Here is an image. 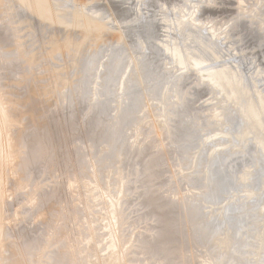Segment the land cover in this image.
Wrapping results in <instances>:
<instances>
[{"label": "bare ground", "instance_id": "1", "mask_svg": "<svg viewBox=\"0 0 264 264\" xmlns=\"http://www.w3.org/2000/svg\"><path fill=\"white\" fill-rule=\"evenodd\" d=\"M9 9L0 264H264V0H0V21ZM72 28L93 51L59 104L31 48Z\"/></svg>", "mask_w": 264, "mask_h": 264}, {"label": "rangeland", "instance_id": "2", "mask_svg": "<svg viewBox=\"0 0 264 264\" xmlns=\"http://www.w3.org/2000/svg\"><path fill=\"white\" fill-rule=\"evenodd\" d=\"M11 9H9L8 11L9 12H11L10 11ZM14 11V10H13ZM10 14H12V12L11 13H9V16H7V17H5L4 19H2L1 21H0V24H3L2 26H4V27H7V28H11V24H12V21L13 22H15L14 20H16L15 18H14V15L16 14V13H14V14H12L13 16H11ZM19 15H21L22 16V14H23V16L24 17H27L28 15H29V13L27 12V13H25V12H19L18 13ZM27 15V16H26ZM9 17V19H7ZM10 17H12V18H10ZM16 17V16H15ZM14 19V20H13ZM8 20V21H7ZM10 20V21H9ZM17 21V20H16ZM9 22V23H8ZM24 23H21L20 24V26H19V24H15L17 27H19L18 29L20 30L19 31V34H20V32H22V34L21 35H25L26 36V34H28L27 32H31L32 31V25H31V23H28V25L29 26H27V23H26V26H25V24L23 25ZM45 24V25H44ZM11 25V26H10ZM30 25H31V27H30ZM21 26H23V27H21ZM39 26H41V27H43V26H46V23L44 22V23H40L39 24ZM12 29V28H11ZM25 29H27V30H25ZM74 29V30H73ZM21 30H23V31H21ZM27 31V32H26ZM55 31V32H54ZM71 31H73L72 33H71ZM71 31H70V33L69 34H71V36L68 38V40H67V38H66V33L65 32H62V33H60L61 34V36H60V34H56V30L54 29H50V31H48L47 33H45L44 34V37H46L45 39L46 40H52L53 39V45H48L47 47H49L51 50V54L50 53H48L46 56H45V54H43L45 51H46V49H45V51L44 50H42V51H40V47L38 46V44H36L35 46H33V48H31L33 51H31L32 53H31V55H32V58L34 57V61H37V59H38V61L36 62V63H34V64H32L33 66V69H35V70H37L38 71V73L40 74V76H42V78L43 79H45V81H46V83H48L47 84V89L51 92V94H52V97H53V99H55V97H56V99L55 100H57L58 101V103L59 104H62V103H66V101L67 100H65L64 101V99H65V97H77L79 94H80V87L79 86H77L78 84H77V82H75L74 83V81L72 80V79H70L71 78V75H70V73H71V70H72V68H73V66H74V63L76 64L77 62H81L82 60V58H83V56L84 57H87V55L90 53L91 54V52L93 51V49H92V46H91V44H92V41L90 40V39H88V41L86 40V42H85V45L84 44H82V45H77L76 43H77V40H78V43H79V40H80V34H81V31H78V29H76L75 30V28H72L71 29ZM77 31V32H76ZM64 33H65V35H64ZM56 35V36H55ZM62 35H64L63 37H65L66 39L64 40V38L62 37ZM75 35H77V36H74ZM82 35V34H81ZM54 36V38H55V40H54V38H52ZM49 37H50V39H49ZM60 37V38H59ZM72 37V38H71ZM48 38V39H47ZM62 38V39H61ZM76 40H75V39ZM79 38V39H78ZM59 39H61V40H63L62 42H61V40H59ZM72 40V41H71ZM74 40V41H73ZM55 41V42H54ZM57 41H58V43H57ZM66 41V42H65ZM112 41V40H111ZM110 41V42H111ZM74 42V43H73ZM76 42V43H75ZM55 43H57L55 46H54V44ZM61 43V44H60ZM89 43V44H88ZM60 44V45H59ZM74 44H75V46H74ZM100 44V43H99ZM150 44V43H149ZM37 46V47H36ZM64 46H65V48H64ZM70 46V47H69ZM71 46H72V48H71ZM152 45L150 44L149 45V47H151ZM55 47V48H54ZM74 47V48H73ZM78 47L79 48H81L82 47V49H83V51H82V49H78ZM89 47H90V50H89ZM48 48V49H49ZM54 48V49H53ZM61 48V49H60ZM35 49V50H34ZM77 49H78V51H77ZM4 50H6V52L9 50V49H6V48H3V50L2 51H4ZM38 50V51H37ZM61 52H60V51ZM66 50V51H65ZM76 50V51H75ZM44 51V52H43ZM55 51H57L56 53H55ZM70 53H69V52ZM80 51H81V53H80ZM86 53H85V52ZM34 52V53H33ZM39 52H41V53H39ZM43 52V53H42ZM60 52V53H59ZM65 52V53H64ZM72 52V53H71ZM78 53L79 52V55L77 54H74V53ZM88 52V53H87ZM38 53V54H37ZM52 53H53V56H52ZM55 53V54H54ZM67 54H69V55H67ZM89 54V55H90ZM36 55V56H35ZM40 55V56H39ZM45 56L44 57V59H43V56ZM72 55H74V56H72ZM75 55H76V57H75ZM80 55H82V56H80ZM88 55V56H89ZM39 56V57H38ZM50 56V57H49ZM49 57V58H48ZM58 57V58H57ZM162 57L163 56H159V58H158V60H163L164 59V57H163V59H162ZM41 58V59H40ZM75 58V59H74ZM36 59V60H35ZM51 59V60H50ZM69 59V60H68ZM72 59V60H71ZM74 59V60H73ZM80 59V61H78ZM52 60H53V62H52ZM38 62H39V64H38ZM41 62V63H40ZM47 62V63H46ZM52 62V63H51ZM60 62V63H59ZM71 62V63H70ZM54 63V64H53ZM44 64V65H43ZM61 64V65H60ZM67 64V65H66ZM73 64V65H72ZM40 65V66H39ZM66 65V66H65ZM69 65V66H68ZM71 65H72V67H71ZM154 65H155V63H153V65H152V67H154ZM42 67V68H41ZM46 67H48L47 69H46ZM62 67V68H61ZM66 67V68H65ZM56 69V70H55ZM61 69V70H60ZM45 70H46V72H45ZM70 70V71H69ZM58 71H59V73H58ZM65 71V72H64ZM68 71H69V73H68ZM44 72V73H43ZM42 73V74H41ZM56 73H57V75H56ZM64 73V74H63ZM59 74V75H58ZM69 74V75H68ZM50 76V77H49ZM165 76H167V78L165 77ZM60 77V78H59ZM163 78H164V80L165 81H167V79H168V77H170V75H163L162 76ZM54 78H55V80H56V82H54L55 80H54ZM64 78H65V81L64 82H62L63 80H64ZM48 79V80H47ZM51 79V80H50ZM72 80V81H71ZM68 81V82H67ZM152 81V82H151ZM57 82H58V84H57ZM62 82V84L61 85H59L60 83ZM66 82V83H65ZM70 82V83H69ZM74 84H73V83ZM150 82H151V84H153L154 82H153V80H150ZM149 82V83H150ZM63 83H65V84H63ZM72 83V84H71ZM50 84V85H49ZM57 84V86H55ZM77 84V85H76ZM62 85H63V88H62ZM68 86V87H67ZM58 87V88H57ZM67 87V88H66ZM62 90H61V89ZM66 88V89H65ZM71 88V89H70ZM78 88V89H77ZM55 89V90H54ZM69 89H70V94H69ZM65 90H67V92L65 91ZM77 90V91H76ZM75 91V92H74ZM56 92V93H55ZM64 92V93H63ZM58 93V94H57ZM67 96H66V95ZM55 95V96H54ZM60 95H63V96H60ZM64 95H65V97H64ZM63 98V99H62ZM64 103V104H65ZM115 105V104H114ZM145 117V116H144ZM148 122V121H147ZM145 124H146V126H145V130H144V132L141 134V136L139 137V141L141 142V145H143V144H145V143H148V142H150L155 136H156V133H155V129H153L152 127H151V125H149V124H147L146 122H145ZM149 125V126H148ZM152 128V129H150V128ZM147 133H148V136H147ZM150 134H152V135H150ZM145 136V137H144ZM152 136V137H151ZM143 137H144V139H143ZM142 139V140H141ZM145 141V142H144ZM169 143V144H168ZM170 144H171V146L173 147L174 146V144L172 145V143L171 142H169V141H166V146H167V148H172L171 146H170ZM139 146H141L140 144H138ZM87 150V149H86ZM55 172H53V174H52V178L51 179H53L54 181H58L59 179H60V177H59V173L58 172H56V173H58V174H54ZM169 175H171V174H169ZM168 175V176H169ZM58 176V177H57ZM57 177V178H56ZM171 180V177L169 176V178L167 179V183L168 184H166V182H165V187L163 188L164 190H168V189H172V184L173 183H171L172 181H170ZM169 180V181H168ZM47 184L46 185H44V187H48L49 188V186L51 185L49 182H46ZM171 186H170V185ZM169 187V188H168ZM22 195V194H21ZM20 195V196H21ZM13 200V199H12ZM15 201V200H14ZM131 230H134V228H131ZM137 231H138V229H137ZM200 251V250H199ZM203 251V250H202Z\"/></svg>", "mask_w": 264, "mask_h": 264}]
</instances>
